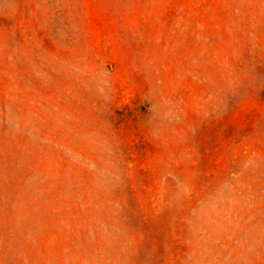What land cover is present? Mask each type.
Masks as SVG:
<instances>
[{
	"label": "rangeland",
	"instance_id": "1",
	"mask_svg": "<svg viewBox=\"0 0 264 264\" xmlns=\"http://www.w3.org/2000/svg\"><path fill=\"white\" fill-rule=\"evenodd\" d=\"M0 264H264V0H0Z\"/></svg>",
	"mask_w": 264,
	"mask_h": 264
}]
</instances>
